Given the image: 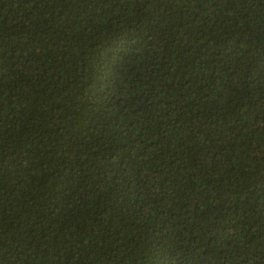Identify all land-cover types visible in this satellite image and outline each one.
Here are the masks:
<instances>
[{"label": "trees", "instance_id": "obj_1", "mask_svg": "<svg viewBox=\"0 0 264 264\" xmlns=\"http://www.w3.org/2000/svg\"><path fill=\"white\" fill-rule=\"evenodd\" d=\"M0 264H264V0H0Z\"/></svg>", "mask_w": 264, "mask_h": 264}]
</instances>
